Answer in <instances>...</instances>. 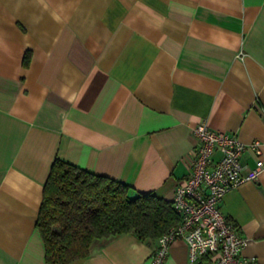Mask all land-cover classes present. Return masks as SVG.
Here are the masks:
<instances>
[{
    "label": "crops",
    "instance_id": "1",
    "mask_svg": "<svg viewBox=\"0 0 264 264\" xmlns=\"http://www.w3.org/2000/svg\"><path fill=\"white\" fill-rule=\"evenodd\" d=\"M198 123L264 159V0H0V264H47L36 227L57 158L172 201ZM241 156V175L256 166ZM222 213L264 264V168ZM125 233L68 264H149ZM175 240L163 264H186Z\"/></svg>",
    "mask_w": 264,
    "mask_h": 264
},
{
    "label": "trees",
    "instance_id": "2",
    "mask_svg": "<svg viewBox=\"0 0 264 264\" xmlns=\"http://www.w3.org/2000/svg\"><path fill=\"white\" fill-rule=\"evenodd\" d=\"M179 222L172 201L133 193L113 179L55 159L43 186L36 227L47 264L86 257L97 240L131 233L154 242Z\"/></svg>",
    "mask_w": 264,
    "mask_h": 264
},
{
    "label": "built area",
    "instance_id": "3",
    "mask_svg": "<svg viewBox=\"0 0 264 264\" xmlns=\"http://www.w3.org/2000/svg\"><path fill=\"white\" fill-rule=\"evenodd\" d=\"M195 145L189 173L175 187L172 206L179 222L156 241L149 264H163L175 240L187 248L186 264H259L241 255L246 239L220 209L225 193L245 182L256 181L264 168L258 141L244 144L236 136L198 123L191 130ZM250 150L256 166L242 176L241 156Z\"/></svg>",
    "mask_w": 264,
    "mask_h": 264
}]
</instances>
